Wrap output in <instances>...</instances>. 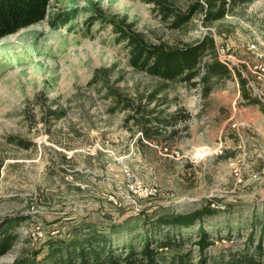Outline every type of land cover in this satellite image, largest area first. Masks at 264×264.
Masks as SVG:
<instances>
[{
  "label": "rangeland",
  "instance_id": "rangeland-1",
  "mask_svg": "<svg viewBox=\"0 0 264 264\" xmlns=\"http://www.w3.org/2000/svg\"><path fill=\"white\" fill-rule=\"evenodd\" d=\"M167 1L181 12L195 3ZM205 16L198 11L172 29L173 20L164 21L148 0H52L44 21L0 40V233L11 227L18 236L0 264L36 251L42 258L52 240L81 239L93 230L107 234L134 226L142 214H184L208 203L218 209L205 220L214 238L208 264L252 247L253 221L264 223V172L238 158L244 182L237 183L225 159L235 144H248L233 120L234 107L248 104L242 91L236 104L220 98L224 91L237 94L236 81H213L205 97L202 86L149 76L130 66L112 25H132L151 45L183 47L209 35L238 60L264 55V0L232 6L213 23ZM112 94L142 102L172 125L153 123L159 134L151 131L146 139ZM55 111L62 117L50 121ZM220 143L225 153L214 155ZM7 221L13 223L2 227ZM142 230L113 236L115 245L139 244L134 238ZM186 248L198 262L199 248Z\"/></svg>",
  "mask_w": 264,
  "mask_h": 264
},
{
  "label": "trees",
  "instance_id": "trees-1",
  "mask_svg": "<svg viewBox=\"0 0 264 264\" xmlns=\"http://www.w3.org/2000/svg\"><path fill=\"white\" fill-rule=\"evenodd\" d=\"M52 0H0V40L16 34L20 30L38 24L45 20ZM154 4L164 21L172 19V29H181L189 23L198 11L206 13L205 22L213 23L226 17L231 7L239 3H249L250 0H194L195 3L185 12L177 11L167 0H148ZM115 33L125 43L129 51V64L134 69L149 76L164 80H179L192 87L202 86L203 96H209L213 91L212 82L230 81L237 79L243 98L248 104H258L251 99L246 88L247 81L240 73L235 76L231 70L222 64L216 56V41L212 36L187 44L183 47H171L167 44L151 45L146 42L141 33L133 31L132 25L122 26L113 24ZM113 96H116L112 94ZM117 103L123 105L124 111H129L128 122L134 121L146 139H151V131L158 135L159 131L152 130L153 123L158 125L171 121H162L156 116V110L142 107V102L134 104L129 100L123 101L116 96ZM62 112H51L50 121L62 117ZM189 116H184L187 120ZM11 143L23 149L31 145L23 140H10ZM234 153L225 155V159L233 157ZM2 164L0 163V179ZM212 203L184 214L161 213L149 216L139 215L134 226L128 228H113L106 233L93 230L83 238L75 240H52L48 252L39 258L41 252H34L29 257L16 259L12 264H208L206 251L214 245V238L205 229V220L217 214L218 209ZM214 206V205H213ZM7 221L2 227H5ZM15 223H17L15 221ZM142 227L139 233V244L134 241L129 244L115 245L113 236L128 233ZM93 228V227H92ZM0 233V258L10 253L15 247L18 236L13 230ZM179 230V234L173 233ZM183 230H195L191 234H183ZM231 231H229L230 233ZM259 240L254 245L255 236ZM252 247H246L237 252H229L228 256L215 259L214 264H264V223L253 221L251 233L248 235ZM199 248L198 262L194 261L193 248Z\"/></svg>",
  "mask_w": 264,
  "mask_h": 264
},
{
  "label": "crops",
  "instance_id": "crops-1",
  "mask_svg": "<svg viewBox=\"0 0 264 264\" xmlns=\"http://www.w3.org/2000/svg\"><path fill=\"white\" fill-rule=\"evenodd\" d=\"M233 80L236 81L237 94L231 96L224 91L220 95L224 103L234 101L233 103L236 104L240 97L239 82L236 78ZM221 82H216V84ZM233 120L236 122L235 125L240 126V129L243 130L244 136H248L246 139L248 144H244L243 147L235 144L230 151L226 150V154L234 153V156L229 158L230 160L241 158L244 162H248L252 171L254 168L258 169L257 165H260L264 172V106L258 103L244 105L239 110L234 107ZM237 131L240 133L239 128ZM233 140L238 142L236 138ZM252 167L254 168L252 169Z\"/></svg>",
  "mask_w": 264,
  "mask_h": 264
},
{
  "label": "built area",
  "instance_id": "built-area-1",
  "mask_svg": "<svg viewBox=\"0 0 264 264\" xmlns=\"http://www.w3.org/2000/svg\"><path fill=\"white\" fill-rule=\"evenodd\" d=\"M250 49L254 52H257V45L253 44L250 46ZM216 56L217 59L227 66L234 76L236 73H240L241 76L246 79L247 85L246 88L250 95L258 100L261 105L264 106V55L259 54L258 61L255 62H246L238 60L235 56L229 53V50L216 42ZM224 146L220 143L217 148H215L212 153L214 155H224ZM231 166L234 169V173L237 179V183H243V173L240 166V159H232ZM253 178H257V175L254 174ZM154 191H151L150 194H153Z\"/></svg>",
  "mask_w": 264,
  "mask_h": 264
}]
</instances>
